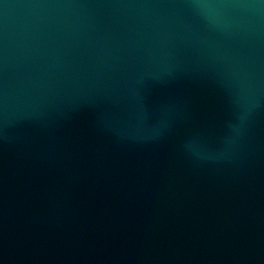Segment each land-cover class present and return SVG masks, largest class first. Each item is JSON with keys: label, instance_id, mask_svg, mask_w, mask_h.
Wrapping results in <instances>:
<instances>
[{"label": "water", "instance_id": "1", "mask_svg": "<svg viewBox=\"0 0 264 264\" xmlns=\"http://www.w3.org/2000/svg\"><path fill=\"white\" fill-rule=\"evenodd\" d=\"M0 264H264V0H0Z\"/></svg>", "mask_w": 264, "mask_h": 264}]
</instances>
